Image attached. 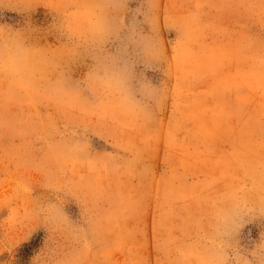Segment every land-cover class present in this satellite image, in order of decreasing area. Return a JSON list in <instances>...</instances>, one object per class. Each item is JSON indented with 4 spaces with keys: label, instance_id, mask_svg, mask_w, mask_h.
<instances>
[{
    "label": "rangeland",
    "instance_id": "obj_1",
    "mask_svg": "<svg viewBox=\"0 0 264 264\" xmlns=\"http://www.w3.org/2000/svg\"><path fill=\"white\" fill-rule=\"evenodd\" d=\"M0 264H264V0H0Z\"/></svg>",
    "mask_w": 264,
    "mask_h": 264
}]
</instances>
